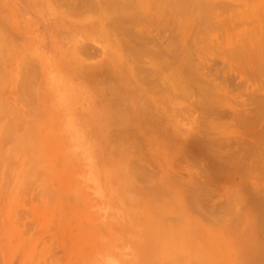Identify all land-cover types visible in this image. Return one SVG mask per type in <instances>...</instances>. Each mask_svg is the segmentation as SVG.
Segmentation results:
<instances>
[{"label":"rangeland","instance_id":"374dc122","mask_svg":"<svg viewBox=\"0 0 264 264\" xmlns=\"http://www.w3.org/2000/svg\"><path fill=\"white\" fill-rule=\"evenodd\" d=\"M0 264H264V0H0Z\"/></svg>","mask_w":264,"mask_h":264},{"label":"bare ground","instance_id":"6f19581e","mask_svg":"<svg viewBox=\"0 0 264 264\" xmlns=\"http://www.w3.org/2000/svg\"><path fill=\"white\" fill-rule=\"evenodd\" d=\"M80 1H81V0H80ZM87 1H88V0H87ZM89 1H91V0H89ZM69 2H70V1H69ZM82 2H83V0H82ZM84 2H85V1H84ZM77 3H79V2H77ZM88 3H89V2H88ZM88 3H87V4H88ZM97 3H98V2H97ZM120 3H121V2H120ZM120 3H118V4H120ZM98 4H99V3H98ZM79 5H80V4H79ZM115 5H116V4H115ZM80 6H81V5H80ZM86 6L88 7V5H86ZM125 6H126V5H125ZM120 7H121V6H120ZM120 7H118V8L121 9ZM93 8H94V7H93ZM116 8H117V7H116ZM69 9H70V8H69ZM110 9H111V8H110ZM123 9H124V8L122 7V10H123ZM71 10H72V9H71ZM77 10H78V9H77ZM118 11H119V10H118ZM109 12H110V11H109ZM109 12H108V13H109ZM120 12H121V10H120ZM120 12H119V14H117V15H120V14H121ZM122 12L124 13V11H122ZM188 12H189V11H188ZM133 13H134V12H132V14H133ZM124 14H125V13H124ZM130 14H131V12H130ZM105 15H107V14H105ZM109 15H110V14H109ZM126 15H127V14H125V16H126ZM134 15H137V14L134 13ZM134 15H133V16H134ZM139 15H140V14H139ZM163 15H164V14H163ZM121 16H122V15H121ZM133 16H132V17H133ZM129 17H130V16H129ZM129 17H128V18H129ZM119 18H120V17H119ZM123 18L126 19V20H128L127 17L125 18V17L123 16ZM130 18H131V17H130ZM136 18H137V17H136ZM136 18H135V19H136ZM116 19H117V18H116ZM112 20H113V17H112V19L109 20V21H112ZM132 20H133V19H132ZM136 21H137V20H136ZM106 22H107V21H106ZM114 25H115V24H114ZM123 25H124V24H123ZM123 25H122V26H123ZM121 28H122V27H121ZM123 31H124V30H123ZM128 32H129V31H128ZM122 39H123V38H122ZM128 41H129V40H128ZM125 42H126V41H125ZM123 43H124V42H123ZM123 43H121L122 46H123ZM124 44H125V43H124ZM131 46H132V45H131ZM129 50H130V49H129ZM131 50H132V49H131ZM133 50H135V49L133 48ZM136 50H137V49H136ZM132 52H133V51H132ZM137 52H138V50H137ZM146 52H147V50H146ZM139 53H141V52L139 51ZM132 54H135V52L132 53ZM137 56L139 57V54H138ZM137 56H136V58H137ZM137 59H138V58H137ZM186 59H187V58H186ZM139 62H141V61H139ZM136 63H137V62H136ZM141 63H142V62H141ZM157 63H158V62H157ZM160 63H161V62H160ZM168 63H169V62H168ZM180 63H181V62H180ZM169 64H170V63H169ZM189 64H190V63H189ZM189 64H188V65H189ZM138 65H139V64H138ZM154 65H155V64H154ZM156 66H158V64H157ZM156 66H155V67H156ZM161 66H162V65H160V66H158V67L161 68ZM167 66H168V65H167ZM170 67H171V65H170ZM170 67H168V68H170ZM174 67H175V66H174ZM144 68H145V67H144ZM168 68H165V69H168ZM171 68H172V67H171ZM162 69H163V68H162ZM180 69H181V68H180ZM191 69H192V68H191ZM146 70H147V69H146ZM153 70L157 71L156 69H153ZM153 70H152V71H153ZM158 70H159V69H158ZM148 71H149V70H148ZM168 71H169V70H168ZM146 72H147V71H146ZM158 72H160V71H158ZM149 73H150V72H149ZM161 73H162V72H161ZM186 73H187V72H186ZM156 74H157V73H156ZM156 74H153V75H156ZM187 74H188V73H187ZM158 75H159V74H158ZM189 75H190V74H189ZM151 79H152V78H151ZM210 141H211V140H210ZM211 142H212V141H211ZM207 144H208V143H207ZM211 145H213V144H211ZM214 145H215V144H214ZM207 146H208V145H207ZM207 146H206V147H207ZM213 147H214V146H213ZM203 148H204V147H203ZM207 148H208V147H207ZM209 148H210V147H209ZM209 150H210V149H209ZM209 150H208V151H209ZM209 152H211V151H209ZM204 153H205V152H204ZM212 155H213V154H212ZM216 156H217V155H216ZM216 156H215V159H217ZM262 158H263V157H262ZM238 164H239V163H238ZM252 164H253V163H252ZM219 165H220V164H219ZM222 165H223V164H222ZM260 165H261V164H260ZM237 168H238V167H237ZM242 168H243V167H242ZM247 169H248V168H247ZM250 177H251V176H250Z\"/></svg>","mask_w":264,"mask_h":264}]
</instances>
